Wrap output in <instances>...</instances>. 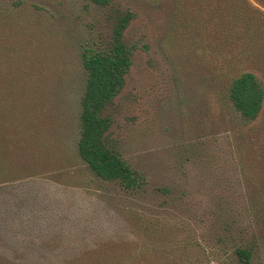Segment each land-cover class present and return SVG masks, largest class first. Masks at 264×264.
Here are the masks:
<instances>
[{"label": "rangeland", "instance_id": "374dc122", "mask_svg": "<svg viewBox=\"0 0 264 264\" xmlns=\"http://www.w3.org/2000/svg\"><path fill=\"white\" fill-rule=\"evenodd\" d=\"M181 2L0 0V264H242L238 246L264 264L239 166L249 124L222 98L225 73L264 72L223 67ZM126 11L131 66L102 114L133 189L77 152L81 52L107 47Z\"/></svg>", "mask_w": 264, "mask_h": 264}, {"label": "trees", "instance_id": "16d2710c", "mask_svg": "<svg viewBox=\"0 0 264 264\" xmlns=\"http://www.w3.org/2000/svg\"><path fill=\"white\" fill-rule=\"evenodd\" d=\"M90 1L103 6L110 2ZM256 1L264 7V0ZM181 4L182 10L185 6L191 11L189 18L195 23L192 26L197 25L196 29H202L210 39L206 47L222 57L223 67L239 57L264 72V10L248 0H182ZM131 18L129 11L117 17L107 47L97 50L85 46L81 52L86 76L80 99L77 141L78 155L94 174L104 180L117 181L125 189L138 187L143 179L106 142L110 119L102 113L122 87L131 66V52L123 41V32ZM213 39L217 41L216 47ZM223 80V100L239 116L241 124L250 125L246 134L241 133L238 149L242 156L250 150L253 158H240L239 166L248 187L247 210L264 238V81L251 70L227 72ZM258 118L260 121L255 123ZM249 165L254 169L251 176L247 172ZM252 251V246L235 248L242 264L251 263Z\"/></svg>", "mask_w": 264, "mask_h": 264}]
</instances>
